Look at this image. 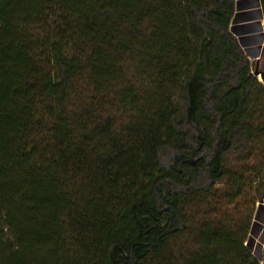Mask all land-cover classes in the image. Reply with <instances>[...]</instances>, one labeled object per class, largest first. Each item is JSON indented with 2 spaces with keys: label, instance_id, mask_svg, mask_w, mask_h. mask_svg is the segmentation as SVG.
Returning <instances> with one entry per match:
<instances>
[{
  "label": "trees",
  "instance_id": "16d2710c",
  "mask_svg": "<svg viewBox=\"0 0 264 264\" xmlns=\"http://www.w3.org/2000/svg\"><path fill=\"white\" fill-rule=\"evenodd\" d=\"M235 2L0 0V264H261Z\"/></svg>",
  "mask_w": 264,
  "mask_h": 264
},
{
  "label": "crops",
  "instance_id": "0c3cea01",
  "mask_svg": "<svg viewBox=\"0 0 264 264\" xmlns=\"http://www.w3.org/2000/svg\"><path fill=\"white\" fill-rule=\"evenodd\" d=\"M231 30L249 60L259 62L264 53V11L261 0H236ZM251 253L264 264V200L258 202L248 239Z\"/></svg>",
  "mask_w": 264,
  "mask_h": 264
},
{
  "label": "rangeland",
  "instance_id": "374dc122",
  "mask_svg": "<svg viewBox=\"0 0 264 264\" xmlns=\"http://www.w3.org/2000/svg\"><path fill=\"white\" fill-rule=\"evenodd\" d=\"M258 81H259L260 83L264 84L263 81H262V79L260 78V76H258ZM2 225H3V224H2L1 221H0V234H1V227H2ZM4 237H5L6 240H10V239H11L9 233H7V232H6V235H5Z\"/></svg>",
  "mask_w": 264,
  "mask_h": 264
},
{
  "label": "water",
  "instance_id": "95a60500",
  "mask_svg": "<svg viewBox=\"0 0 264 264\" xmlns=\"http://www.w3.org/2000/svg\"><path fill=\"white\" fill-rule=\"evenodd\" d=\"M256 76H260V78L262 79L263 83H264V73H260V74H256ZM264 200V195H263V198L261 200V202Z\"/></svg>",
  "mask_w": 264,
  "mask_h": 264
}]
</instances>
